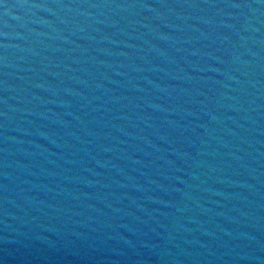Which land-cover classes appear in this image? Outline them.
I'll return each instance as SVG.
<instances>
[{
    "label": "water",
    "instance_id": "95a60500",
    "mask_svg": "<svg viewBox=\"0 0 264 264\" xmlns=\"http://www.w3.org/2000/svg\"><path fill=\"white\" fill-rule=\"evenodd\" d=\"M0 264H264V0H0Z\"/></svg>",
    "mask_w": 264,
    "mask_h": 264
}]
</instances>
